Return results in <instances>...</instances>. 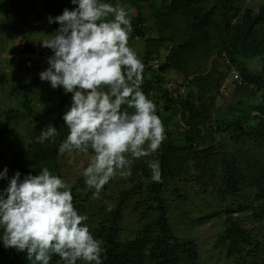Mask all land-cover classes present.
Segmentation results:
<instances>
[{"label": "trees", "instance_id": "trees-1", "mask_svg": "<svg viewBox=\"0 0 264 264\" xmlns=\"http://www.w3.org/2000/svg\"><path fill=\"white\" fill-rule=\"evenodd\" d=\"M6 1L10 7L17 6L22 10L24 17L41 12L56 17L65 8L73 9L71 0ZM118 1L123 0H103V3ZM241 1L128 0L125 10L133 27L129 41L139 40L145 45L140 90L153 103L156 93H160L162 100V109L157 108L156 114L164 125L166 139L149 159L159 161L162 182L151 179L149 160L137 165L134 169L139 175L137 183L121 193L116 209L106 211L101 206L96 219L88 217L85 221L94 238L101 240L102 247L106 249L101 256L103 264L194 263L198 257L196 244L177 237L168 217V204L163 198L170 184H173V189L169 194L177 198L185 197L177 184L193 188L196 195H214L216 205L222 208L216 214L223 213L227 223L217 244L224 248L227 256H241L243 251L247 255L259 252L260 257L251 264H264V234L261 240L241 225L242 219H246L251 224L260 225L264 233V3L252 9L243 7ZM144 7L148 9L149 19L154 21L155 32L147 26ZM168 44L170 47L164 65L181 71L186 80L192 74L187 70L191 63L202 65L221 60L226 70L217 72L212 64L211 70L189 80L184 94L174 97L164 88L165 82L158 73L162 65L157 60L158 68L149 65V61L158 58L160 50ZM252 60L257 62L251 64ZM257 63L259 68L250 67ZM204 67L198 66L197 71H205ZM230 67L235 68L238 78L240 76V81L235 84L236 92L251 89V94L232 107V114H226L225 119L219 116L212 121L210 108L214 96L211 94H219L215 81L217 78L224 81ZM33 81L20 87V108L0 113L3 125L5 128L10 126L12 132L20 122H34L31 139L26 141L24 149L12 153L8 179H0V192L8 187L9 179L17 171L23 179L29 174H40L46 167L61 178L59 146L69 131L62 117L71 104L72 94L58 99L37 119L28 95L33 94ZM245 103L248 105L242 112ZM175 117L178 119L173 122ZM48 124L57 129V136L42 144L36 142V137ZM83 155L91 156L92 152L89 150ZM77 184L87 197L90 192L86 190L83 175L77 179ZM76 189V186L71 187L74 207L79 214L86 215L85 200ZM135 196L140 199L135 210H155V219L139 226L133 239L125 240L118 230L119 221L124 204ZM228 201L231 202L229 206L225 204ZM206 205L211 207L212 204L206 202ZM235 213L242 214L243 218L237 220ZM2 233L0 228V235ZM58 262L63 264L59 256L54 255L50 264ZM0 264L32 262L26 252L12 248L7 252L0 240ZM77 264L84 262L78 260Z\"/></svg>", "mask_w": 264, "mask_h": 264}, {"label": "clouds", "instance_id": "clouds-1", "mask_svg": "<svg viewBox=\"0 0 264 264\" xmlns=\"http://www.w3.org/2000/svg\"><path fill=\"white\" fill-rule=\"evenodd\" d=\"M71 3L76 5L72 10L48 17L49 24L59 27L42 41L52 55L39 77L72 94L62 117L69 131L59 152L91 150L82 175L86 190L95 189L93 196L99 198L117 173L129 177L135 160L159 150L165 128L156 105L140 90L144 65L128 44L133 31L129 13L100 0ZM56 136L57 129L48 124L36 142ZM148 167L151 179L162 182L159 161L149 160ZM7 172L4 168L0 179H8ZM112 208L108 204V211ZM87 219L74 207L71 186L46 167L23 179L15 172L0 192V240L5 248L26 252L32 264H50L54 255L63 264H103L106 249L90 232Z\"/></svg>", "mask_w": 264, "mask_h": 264}, {"label": "rangeland", "instance_id": "rangeland-1", "mask_svg": "<svg viewBox=\"0 0 264 264\" xmlns=\"http://www.w3.org/2000/svg\"><path fill=\"white\" fill-rule=\"evenodd\" d=\"M103 2V0H100ZM264 3V0H242L241 5L252 9ZM128 0L118 1L114 3V6H120L125 10ZM76 5H73L75 8ZM21 8V7H20ZM144 14L147 20V26L154 31V21L149 19V13L147 7H144ZM49 15L41 12V14H32L24 17L23 11L17 6H11L6 0L0 2V113L9 109H17L21 106L20 87L29 85L32 80L35 87L33 94L29 97L32 101V107L37 112L36 115L39 119L51 106L58 100L64 97L65 94L63 88L53 89L48 81H41L39 73L48 68L47 58L52 55L50 49L42 47V41L51 35L59 25L57 23H48ZM107 19H114L113 16H109ZM29 43L33 46L35 52L31 55H10L9 50L13 45ZM138 55V58L142 61V55L145 50V45L142 41L133 40L128 42ZM169 44L165 49L160 50L158 58H153L149 61V65L154 64L157 60L160 65H164L165 56L169 49ZM41 54V56H40ZM26 59H29L33 64L31 69L27 71L24 64ZM257 61L258 58H256ZM252 60L251 64L257 62ZM248 62V61H247ZM212 64L217 72H224L226 70L223 61H208L206 64H202L205 71H197L198 63H191L187 70L190 74L188 80L184 79L185 76L181 71L174 68L166 67L159 71L160 77L164 80V86H173L180 94L185 93L184 87L188 85L189 80L200 73H204L212 69ZM251 68H259V65H251ZM224 81L219 78L216 79L215 85L218 81L219 94L212 93L214 96L213 104L210 108L211 119L215 120L217 117L225 119L226 114L232 112L234 107L241 99L244 100L249 96L251 89H244L236 92L235 84L240 81L234 79V74L237 72L235 68L230 67ZM166 69V70H165ZM203 69V70H204ZM238 74V73H237ZM203 74L202 76H204ZM214 76V75H213ZM169 85V86H168ZM181 86V87H180ZM165 88V87H164ZM166 89V88H165ZM175 91V90H174ZM156 108L162 109V100L160 93L154 95ZM248 103H245L242 108L245 111ZM232 114V113H231ZM178 117V116H177ZM178 118H173V122ZM0 119V172L7 168L9 173L8 163L13 152H20L24 149L27 142L31 139L34 122L28 121L20 122L15 132L9 130ZM171 127V124L168 123ZM172 128V127H171ZM9 130V131H8ZM5 131V133H3ZM27 141V142H26ZM89 155H83L79 152H65L61 153V160L59 161V171L61 178L69 184L71 187L76 186L77 194L81 195L85 200V214L90 217V220L98 217V209L103 206L105 210H108V204L113 205L112 209H116V205L120 200L122 192H125L131 186L137 183L139 175L135 172V167L143 162H147L151 156L143 157L134 161L131 168V175L127 178H123L117 173V175L109 181L108 184L100 192L99 198H94L93 193L95 189H88L90 192L86 197L80 186L77 184V179L82 175L83 170L88 166ZM180 193L185 197L177 198L171 196L169 193L173 189V184H170L168 190L164 192V200L168 204V217L175 235L179 238L192 240L196 246L198 257L192 264H251L257 258L260 257V253L257 252L254 255H247L245 251L241 256H227L224 248L217 244L219 236L224 232L226 228V219L223 213L216 214L217 211L222 208L217 204V200L214 195L210 193L195 194V190L191 187L182 186L177 184ZM5 188V186H4ZM6 189V188H5ZM183 197V196H182ZM126 201L123 208L122 219L119 221L118 230L122 239H133L138 232L139 226L146 222H151L155 219V210L148 209H136V203L138 197H132ZM142 198V197H140ZM107 202V203H106ZM206 202L211 203V207L206 205ZM231 202L225 203L229 206ZM91 216L92 219H91ZM235 218H243L242 214L235 213ZM241 224L251 235L261 236L264 234L261 230V226L258 224H251L250 221L242 219ZM3 249V247H1ZM11 248H6L7 252Z\"/></svg>", "mask_w": 264, "mask_h": 264}, {"label": "water", "instance_id": "water-1", "mask_svg": "<svg viewBox=\"0 0 264 264\" xmlns=\"http://www.w3.org/2000/svg\"><path fill=\"white\" fill-rule=\"evenodd\" d=\"M34 52H35V50H34L33 46H31V44H29V43L13 45L11 47V49L9 50L10 55H31ZM165 67H166V65H162L161 67H159L158 70L162 71ZM218 86L219 85H218V81H217L215 87L217 88Z\"/></svg>", "mask_w": 264, "mask_h": 264}, {"label": "built area", "instance_id": "built-area-1", "mask_svg": "<svg viewBox=\"0 0 264 264\" xmlns=\"http://www.w3.org/2000/svg\"><path fill=\"white\" fill-rule=\"evenodd\" d=\"M25 65L27 66V67H31V62L30 61H26L25 62ZM153 66L156 68H158V63H157V61H154V64H153ZM234 79H239L238 78V74L236 73V74H234ZM169 86V85H168ZM166 89H167V91L172 95V96H174V97H176V95H179L180 94V92H178L177 90H176V88H174L175 87V85H174V87L173 86H169V87H167V86H164ZM175 90V91H174Z\"/></svg>", "mask_w": 264, "mask_h": 264}, {"label": "crops", "instance_id": "crops-1", "mask_svg": "<svg viewBox=\"0 0 264 264\" xmlns=\"http://www.w3.org/2000/svg\"><path fill=\"white\" fill-rule=\"evenodd\" d=\"M41 56V55H40ZM26 60H29V59H26ZM24 66H25V64H24ZM25 68L27 69V71H29L31 68H27L26 66H25ZM27 123V122H26Z\"/></svg>", "mask_w": 264, "mask_h": 264}]
</instances>
